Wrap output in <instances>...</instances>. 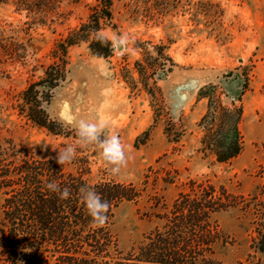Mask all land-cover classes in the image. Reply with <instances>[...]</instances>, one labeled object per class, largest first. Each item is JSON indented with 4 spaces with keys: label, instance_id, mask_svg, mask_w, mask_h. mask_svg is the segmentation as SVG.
I'll list each match as a JSON object with an SVG mask.
<instances>
[{
    "label": "rangeland",
    "instance_id": "374dc122",
    "mask_svg": "<svg viewBox=\"0 0 264 264\" xmlns=\"http://www.w3.org/2000/svg\"><path fill=\"white\" fill-rule=\"evenodd\" d=\"M99 8V0H0L3 157L17 165L74 146L88 157L91 180L135 185L137 200L114 210L122 253L160 225L155 214L171 211L181 195L224 190L234 207L214 217L215 259L264 264L256 247L264 233V0H112V19L97 32L111 54L97 56L82 41L62 55L60 44ZM63 62L65 77L41 106L71 130L67 136L29 119L22 96ZM210 86L211 100L242 109V149L223 163L200 143L209 98L199 94ZM79 120L103 122L105 135H118L128 158L118 174L95 145L77 146ZM77 167L64 164L66 172ZM3 198L0 190V219Z\"/></svg>",
    "mask_w": 264,
    "mask_h": 264
},
{
    "label": "trees",
    "instance_id": "16d2710c",
    "mask_svg": "<svg viewBox=\"0 0 264 264\" xmlns=\"http://www.w3.org/2000/svg\"><path fill=\"white\" fill-rule=\"evenodd\" d=\"M111 2L99 0L100 8L60 44L62 55L66 54L67 47L82 41L87 42L90 51L97 56L111 54V42L97 34L104 22L112 19ZM166 60L169 59H162L158 66L163 68ZM64 67L65 62L53 69L55 75L48 74L39 83L29 85L22 96L29 108V119L53 134L67 136L71 130L52 120L41 106L42 101H49L51 90L64 79ZM37 84L41 90L35 88ZM212 93L210 86L199 94L209 98L207 110L199 121L203 130L200 143L202 149L210 151L217 162L223 163L242 149L238 128L242 109L211 100ZM5 154L0 152V190L4 194L0 264H224L214 257L219 243L214 240L218 228L214 217L234 207L224 190L216 195L213 188L208 187L199 194L191 190L181 195L172 203L171 211L155 214L160 225L154 226L135 248L122 253L112 231L114 210L125 201L137 200L140 193L135 185L91 180L85 155L76 154L72 162H77V171L71 173L53 156L28 158L12 165L3 157ZM49 182H55L61 189L68 188L70 197L61 200L58 193L49 192L45 187ZM89 186L110 205L107 222L101 227L93 226L81 200V188ZM256 247L264 252V233H259Z\"/></svg>",
    "mask_w": 264,
    "mask_h": 264
},
{
    "label": "clouds",
    "instance_id": "9594fccd",
    "mask_svg": "<svg viewBox=\"0 0 264 264\" xmlns=\"http://www.w3.org/2000/svg\"><path fill=\"white\" fill-rule=\"evenodd\" d=\"M75 132L77 137V146L81 149L87 148L89 145H95L100 151L106 165L111 166V172L118 174L122 167L126 166L128 158L121 141L115 133L105 135L103 130L105 124L90 123L84 120L74 121ZM104 136L101 139V136ZM77 147L66 146L62 151H58L56 162L59 165L70 164L76 157ZM46 189L51 193H58L59 199L66 200L70 197L68 188L61 189L55 182H49L45 185ZM81 200L87 210L88 216L91 218L93 226L101 227L108 219L109 203L103 200L101 195L92 187L81 188Z\"/></svg>",
    "mask_w": 264,
    "mask_h": 264
},
{
    "label": "water",
    "instance_id": "95a60500",
    "mask_svg": "<svg viewBox=\"0 0 264 264\" xmlns=\"http://www.w3.org/2000/svg\"><path fill=\"white\" fill-rule=\"evenodd\" d=\"M116 47H117V49H120V48H121L120 44H117V46H116Z\"/></svg>",
    "mask_w": 264,
    "mask_h": 264
}]
</instances>
